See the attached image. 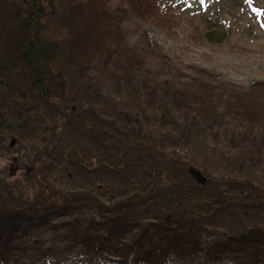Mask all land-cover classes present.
Here are the masks:
<instances>
[{"label":"rangeland","instance_id":"obj_1","mask_svg":"<svg viewBox=\"0 0 264 264\" xmlns=\"http://www.w3.org/2000/svg\"><path fill=\"white\" fill-rule=\"evenodd\" d=\"M21 5L20 0H0V59L2 63L9 65L11 71L9 74L4 67L0 74V97L13 101L12 90L4 88L2 84L13 75L16 81L13 82L15 87L11 88L27 92V99H22V102L30 104L35 109L44 108L36 118L46 120L48 123L54 121V124L58 125L57 117H53L54 112L50 108L51 101L46 102L43 99L32 75L33 70L19 58V53L25 49H22L26 41L23 30H29L30 34L34 32L32 27L23 29L21 26L22 17L20 14L16 15L17 9L20 12L22 8L25 9ZM58 6L55 12L51 11L47 18L41 20H50L52 29L47 33L50 36L59 35L63 41L65 49L59 55L58 64L61 67H69L72 71L63 74L56 72L57 79L53 78L52 85L56 87L58 93L62 78L71 77L74 81L73 87H76L77 82L85 83L84 87L74 94L77 92L84 94L82 101L86 109L79 111L77 107L76 111L68 112L67 121H72L71 127H81L77 130L85 129V132L91 130L89 132L97 135L98 142L106 139L110 148L111 142L115 140L114 129L120 125H128L123 121L120 113H127L130 117L132 114L135 115L136 111H140L142 115L144 113L148 118L155 116L158 120L166 111L187 104L184 114L186 112L185 116L188 117L179 116L172 121L173 125L175 122L180 124L178 128L175 126L176 135L178 130L183 132V135H177L173 145L178 148L170 152L175 157L180 155L181 161L184 159L188 161V154L196 155L197 164L204 162L211 167V172H207L201 169L200 165L185 164L187 167L192 165L200 169L208 177L209 181L203 188L204 196L201 197L203 199L199 198L187 204L179 196L174 195V199L162 204V207L167 209L170 207L175 209L171 211L172 215L187 213L189 214L187 217L194 216L200 220L201 223L197 224L198 228L191 231L194 234L207 231L208 234L202 240L204 250H201L200 259L193 258L190 261V256L186 255L187 249L184 248L185 243L194 245L197 240L179 237L178 241L180 239L182 241L181 244L178 243L177 250L180 257L171 249L162 258H158L160 260L154 258L152 261L137 264H264L263 250L247 248L239 250L235 246L227 245L229 242L227 238L240 236L247 232V228L264 223V212H261L264 209L251 211L250 206L255 194L264 192V161L249 158L242 153L238 156L237 168H234L232 161L233 154L236 153L237 140L232 129L233 123H220L212 119L213 107L209 101L211 95H214L223 99V105L226 106L228 102L224 99L225 96L226 98L230 96L233 100L237 96L234 109H237L240 115L237 120L243 123L258 122L260 114L264 115V0H59ZM221 36H224V39H216ZM18 41L21 45L17 43ZM238 87L246 91L244 96H240L239 92H229L236 91ZM9 100L1 102L9 107L6 110H11L9 114L12 116L18 105ZM188 104L193 109H190ZM121 118L122 122H120ZM189 119H192L191 124L186 126L185 121ZM60 120L62 123L59 131L67 129L62 118ZM152 121L155 120L149 123ZM201 122H203L202 126ZM83 124L86 126L83 127ZM258 131L264 139V128L260 127ZM117 135L119 136V132ZM73 139V136L67 133L63 137L62 146L57 148L53 155L51 149L44 151V148L43 152H39L49 155H44L47 167L43 166L42 159H36L39 153H34L29 142L23 145L19 143V150L16 147L12 152L0 149V179L3 177L12 179L8 171L13 167V163L21 174L23 169L13 161L17 154L21 155L23 161L32 163L33 167L47 169L53 157L65 151L66 145ZM162 139L168 141L165 136ZM119 141L124 142L125 137L119 138ZM215 141L219 146L216 151L211 152L208 147L214 146ZM53 142L55 141H45L50 148ZM164 146L162 144V147ZM93 151H97L95 143H93ZM98 154L101 152L99 151ZM119 158L123 161L125 157L122 154L118 157L112 155V161ZM177 158L175 159L178 160ZM93 162L96 173L91 177L98 181L97 183L104 185L111 181L116 182L117 175L113 170L97 171L104 165L111 164L104 162L99 155L94 157ZM179 165V160L170 164L169 172L162 177L170 178L169 174L177 172ZM118 179L122 180L120 174ZM29 182L32 186L38 184L36 177L30 178ZM244 182H248V185L242 186ZM73 187L74 185H69V182L61 179H46L37 185L32 194L28 191L24 201L9 200L1 204V209L8 212L13 205L15 211L12 214H16L15 218H18L23 212L21 208L33 204L35 196L41 199L44 196L48 200L47 211L50 217L40 225L27 221L28 230L20 232V237L28 240L25 244L9 239L2 245L1 242L4 240H0V264L83 262L82 257L68 255L65 242L58 245L60 243L58 239H65L60 234L67 227L55 230V227L64 225L66 219L54 214V211H59L65 199L68 200ZM94 197L99 199L98 191H95ZM228 197L223 205L209 204ZM246 197H249V200L246 201ZM157 207L156 202L142 211L136 210V214L131 213V217L137 216L138 220H148L147 223L157 221L155 219L159 213L155 212L153 215V210ZM147 208L151 210L147 212ZM195 208L204 211L206 215L204 217L202 213L190 215ZM73 211L75 213L71 217L74 219L82 214L78 210ZM146 212L148 215H145ZM26 215H28L26 219H34L30 216L31 210L27 214L25 212ZM202 222L206 224L205 228ZM20 223L21 225L24 223L23 219ZM182 225L186 224L182 223ZM103 226H107L104 229L105 234L112 238L113 222L110 221ZM180 227V225L175 226V229L179 228L176 231H182ZM170 229V233L174 232L172 227ZM2 230L1 227L0 233ZM116 237L114 235L113 238L118 249L122 245ZM30 240L32 242L39 240L41 243L33 246ZM164 242L165 239H162L161 244ZM215 242L227 249L222 248L208 256L210 247L207 244ZM15 245L24 247L26 254L24 251L18 256L8 254L7 261L4 260V251L12 252ZM55 245L58 246L52 253L54 256H50L47 249ZM40 250L47 254L42 258L34 256ZM225 250L229 251L223 252ZM237 251L244 254L238 256ZM103 256L107 257L105 252H99V256L94 254L92 258H97L92 264H112L110 262L114 261L108 259L105 262ZM113 259L119 258L113 257ZM131 259L124 264H130ZM134 259H138V256L135 255Z\"/></svg>","mask_w":264,"mask_h":264},{"label":"trees","instance_id":"obj_2","mask_svg":"<svg viewBox=\"0 0 264 264\" xmlns=\"http://www.w3.org/2000/svg\"><path fill=\"white\" fill-rule=\"evenodd\" d=\"M20 2L22 4L21 6L25 8L23 9L21 7V12L18 11V9L16 10V15L20 14L22 17L21 26L23 29L32 27L34 32L33 34H30L29 30H23L26 41L23 43L25 45H23L22 49H25L21 50V53H19L20 55H18L20 60H22V63L28 65L33 70L32 75L38 87L40 88L43 99L46 102H49V100L51 101L50 108L54 112L53 117H57L56 120L58 125L54 124V121L48 123L46 120L36 118V116L41 113L44 108L40 107L35 109L32 108L30 104L23 103L22 99H27V92H20L16 90V88H11L12 86L15 87L13 82L16 81V78L15 76L10 75V79L2 84H4V88H10L12 90L13 101L5 99L3 96L0 97V149L10 151L8 148V141L11 137H17L19 143L22 145L26 142H29L31 144V149H33L35 153H39L40 151L43 152L42 150L45 148L44 151L51 149V151H53V155L55 154L56 149L62 146L63 137H65L67 133L72 135L74 139L66 145L65 151L60 153V155L57 157V161L55 159L54 161H50L49 167L47 169L42 170L37 167H33V170L23 171L22 177L24 178L20 177L18 179H8V177H3V179H0V214H2L0 216V228H3L2 232L0 233V240H4L1 242L3 243L2 245H4V243L9 239H15V241L18 240V242L21 244L27 243L28 240L21 238L18 234L23 229L27 228L28 225L23 224L22 226L20 225V222L22 219L23 222H31V220L34 222L33 219L25 218L28 217V215L25 216V212L27 214V212L33 210V208H35V204H48V200H46L44 196L43 199L35 196V201L38 203L33 204L29 210L21 208V211H23L21 213L23 214L20 213L18 218H15L16 214H12V212L15 211L13 205H11V207L9 206V212L7 210L1 209V204L3 202L9 200L17 202L24 201L27 198V192L29 191L32 194V191L36 189L37 185H40V183H42L44 180L59 179L56 172L59 173L61 178L66 177L68 173L64 169V162L70 165L73 169L72 175H70L71 177H76L79 170H83L88 173L90 171H88L87 167L93 164L92 160L94 157L99 155V157L104 160V162L111 164V170L115 171L117 174H120L123 185L121 189L122 191L119 190V197L112 196L107 198L105 186L100 182L97 183L98 181L96 182L93 179L91 180L90 185L87 187L90 189H88L86 193L81 196V200L90 199V204L103 206V208L107 210V220H102L98 223L103 226L107 223H110V221H115L116 224L113 222L114 226H112L113 235L115 231L114 227H117L118 225L120 226V223H118L119 219H126L128 214L134 210L146 209L147 206H152L157 202L158 207L156 210H153L154 213H159L155 219L157 221H150L148 223L141 224L138 222V220L133 218L131 219L130 224L133 230L132 233L136 234L137 237L133 235L129 241L138 243L136 251L139 253H146V259L149 258L148 260H153L154 258L159 260L158 258L166 255L171 249L176 256L180 257V254L177 250L179 248L178 243L181 242L180 240L178 241V239L180 234L181 237H185L189 236V233L186 231L183 233L176 231L179 228L175 229L174 224L175 226H178L182 225V223H185V226H187L194 223L197 218L194 216L187 217L189 214L184 212L183 213L186 215L168 214L166 216L163 211V207L161 204H159V202L164 200V198L168 197L169 195H175L179 196L180 199L188 204L190 201H193L196 195H198L200 198L204 196L202 195L203 189L196 188V185L193 183L190 175L187 173L186 169L183 168V166L187 167L185 164H194L196 166L200 165L201 169L203 168L205 171L211 172V167L209 164L204 162L201 164L196 163L198 162L195 160V158H197L195 157L196 155L190 156L188 154V161L190 162L188 163V161L185 159L184 161H181L180 155L175 157L172 155V152H170L172 150L176 151L178 148L173 145V141L177 135H183V132L179 130L176 135V128L180 127V124L175 122L173 125L172 121L179 116H185L186 112L184 114V111L186 110L187 104L182 105L181 107H174L173 109L166 111L160 116L158 120L155 116H150L148 118L144 115V113L142 115L140 111H136L137 113L135 115L132 114L130 117L127 116V113H120L122 115L123 121H126L128 125H120L114 129L113 137H115V140L111 142L110 148L108 147L106 139H102L98 142L97 135L91 134L89 132L91 130L85 132V129L77 130L81 127L72 128V121H67V115L72 111H76L77 107H79V111L86 109V105L82 101V99H84V94L81 92L74 94L76 91L81 90L85 83L77 82L76 87H73L72 84L74 81L71 79V77L62 78L60 81V91L56 93V87L52 85L53 78L55 80L57 79L56 72L63 74L71 72L72 70H69V67H61L58 64L59 55L62 54L65 49L63 48L62 44L63 41L59 38V35L50 36L49 33H47V31L52 29L50 26V20H41L44 17L47 18L48 13L51 11L55 12L57 8H59V0H20ZM46 9L48 10L47 12ZM25 21H28V23L24 24L23 22ZM216 39L222 40L224 39V36ZM17 43L21 45L20 41ZM12 64H14V62ZM4 67L9 71L10 74L11 71L9 65L2 63L0 59V74ZM229 92H239L240 96H244L246 94V91L240 87H238L236 91L231 90ZM68 97L70 98L69 101ZM200 99L201 98H199V100ZM224 99L228 102V105L226 106L223 105V99L215 97L214 95H211L209 101H211V107H213L212 119L217 120V122L220 123H233L232 129H234L233 133L237 140L236 153L233 154L232 161L234 162V168H237L239 164L238 156L242 153H245L249 158H257L261 161H264V139L260 136L258 131V128H260V123H257L256 121L243 123L241 120H237L240 118V115L237 109H234V103L237 102L238 97L236 96V99L233 100L230 96L228 98L225 96ZM4 100H9L12 103L18 105L17 110L13 112L12 116L9 114L11 110H6L9 109V107L2 104ZM16 100L18 101L15 102ZM189 108L193 109L190 106ZM65 117L66 120H64ZM77 117L78 116L76 115V118ZM60 118H62V121H64L67 129L64 128L59 131L60 124L62 123L60 122ZM122 118L120 122H122ZM151 120L155 121L149 123ZM191 120L192 119H189L187 122L185 121L186 126L191 124ZM200 121H202L201 118ZM202 125L203 122H201V126ZM84 126L86 125L83 124V127ZM262 126L264 127V125ZM117 132H119V136L117 135ZM163 136H165L166 140L168 141L162 139ZM121 137H125L124 142L119 141V138ZM245 137L252 139L247 140ZM49 140L55 141L52 143V148H50V146L45 143V141ZM93 143H95L97 146L96 152L93 151ZM215 143L216 141L214 144L212 143L214 146L208 147L209 151L213 152L217 150L219 144ZM162 144L165 146L162 147ZM99 151L101 154H98ZM121 154L123 157H125L123 161L120 158V160L118 159L116 161H112V155L118 157ZM44 155L49 156L46 153H39L36 159H42L43 166L47 167V162L44 159ZM65 157L66 159H64ZM175 158H177L180 162L179 167H177V172L172 174L170 173V178L162 177L165 173L169 172L170 169L168 168L170 164L178 162V160ZM27 159L29 158L27 157ZM46 159L50 160L48 158ZM35 160L33 159V161ZM144 161H147L149 164V173L141 175L138 173V166H141ZM30 165H32V163ZM110 166L104 165L102 168L98 169V172L102 169H110ZM84 176L85 175L82 177ZM35 177L38 181V184L36 186H32L31 182H29V179H35ZM85 184L86 183H83L78 187L74 185L72 190H70V196L75 197L76 195L79 198L78 200H80V196L77 193L84 187ZM241 185H248V182H244V184ZM96 190L99 192V199L94 197ZM254 197L255 198H253L251 202L252 204L250 205L251 211L264 209V205L262 206L264 192L255 194ZM228 199L229 197L225 200L221 198L219 201L215 200L211 203H213V205L224 204ZM247 200H249V197H246V201ZM149 210L151 209L147 208V211ZM170 210L175 209L169 208L168 212ZM261 212H264V210ZM199 213H202V216H205L204 211L197 212V208H195V210L191 212L190 215ZM30 216H32L34 219L36 218L33 215ZM48 216L49 215L47 213L43 214L42 217L38 219V222H44ZM68 218H70V215ZM71 221L72 224H67L69 231L68 235L66 236L68 237L66 239L60 240H68L72 249L76 248L77 245H80L82 248H85L91 252V254H93L95 252H99L104 247L112 246V251L116 255L127 259V254L120 253L124 251L125 248H119L118 250L116 246L112 244L111 237L108 234L102 235L101 240L98 236L87 231V229L83 230L78 218L73 219L72 217ZM93 224L95 223L91 221L90 225ZM170 227L173 228L172 230L174 232L170 233ZM135 229H137V232H134ZM61 235L62 233L60 236ZM191 236L196 238V234L194 233H192ZM146 239L147 242H145ZM162 239H165L164 244H161ZM233 240L243 241L244 243H249L250 241L253 243H264V226L259 223L254 227H249L247 228L246 233L242 234L240 237H233ZM31 242L32 241L30 240V243ZM32 243L39 244V240H36ZM144 245L146 246V250H144ZM198 246L199 244L197 241V244L194 245L196 251ZM23 249L25 248L15 245L12 252L8 251L7 253V251H4L3 259L7 261L8 254ZM186 255L191 256L192 251L187 249ZM150 257H152V259Z\"/></svg>","mask_w":264,"mask_h":264},{"label":"water","instance_id":"obj_3","mask_svg":"<svg viewBox=\"0 0 264 264\" xmlns=\"http://www.w3.org/2000/svg\"><path fill=\"white\" fill-rule=\"evenodd\" d=\"M14 142H15V139L12 140V142H11V146L14 144ZM189 171H190V173L192 174V176H193L198 182H200V183H202V184H204V183L206 182V177L203 175V173H202L199 169H197V168L191 166V167L189 168Z\"/></svg>","mask_w":264,"mask_h":264}]
</instances>
